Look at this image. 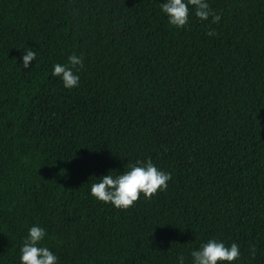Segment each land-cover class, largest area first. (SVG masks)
<instances>
[{"label":"trees","instance_id":"16d2710c","mask_svg":"<svg viewBox=\"0 0 264 264\" xmlns=\"http://www.w3.org/2000/svg\"><path fill=\"white\" fill-rule=\"evenodd\" d=\"M161 2L0 0V264L33 224L58 264H190L210 238L264 264V0H208L220 21L183 29ZM74 53L68 90L51 71ZM137 160L164 191L126 210L89 195Z\"/></svg>","mask_w":264,"mask_h":264},{"label":"clouds","instance_id":"9594fccd","mask_svg":"<svg viewBox=\"0 0 264 264\" xmlns=\"http://www.w3.org/2000/svg\"><path fill=\"white\" fill-rule=\"evenodd\" d=\"M160 12L164 14L167 23L175 29H183L189 24L190 15L202 21L218 23L221 17L210 7L208 0H162ZM214 31L206 33L215 36ZM21 69L29 70L30 62L35 61L36 52L32 47L21 51ZM83 57L75 53L67 57V63H56L52 66L51 75L58 77L65 89L78 87L79 71L83 68ZM91 183L89 195L97 202L110 204L118 210H126L134 205L141 197L151 199L158 191H164L171 179L169 173L159 169L150 160L128 164L127 170L96 177ZM47 233L39 224H33L27 229L23 243L19 248V264H58V257L44 245ZM255 255V249L251 250ZM190 264H234L239 260L241 252L237 243L226 245L223 241L210 238L201 243L189 253ZM175 264H186V257L178 253Z\"/></svg>","mask_w":264,"mask_h":264}]
</instances>
